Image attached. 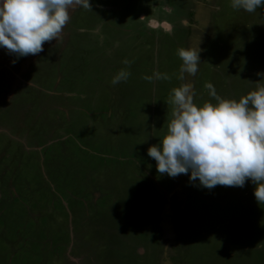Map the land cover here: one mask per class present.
<instances>
[{"label": "rangeland", "instance_id": "374dc122", "mask_svg": "<svg viewBox=\"0 0 264 264\" xmlns=\"http://www.w3.org/2000/svg\"><path fill=\"white\" fill-rule=\"evenodd\" d=\"M89 3L38 55L0 47V264H264L251 180L208 189L159 174L147 153L185 82L179 48L201 50L187 77L198 106L215 103L206 83L237 101L264 84V8ZM121 69L131 75L113 85ZM156 72L171 79H143Z\"/></svg>", "mask_w": 264, "mask_h": 264}, {"label": "clouds", "instance_id": "9594fccd", "mask_svg": "<svg viewBox=\"0 0 264 264\" xmlns=\"http://www.w3.org/2000/svg\"><path fill=\"white\" fill-rule=\"evenodd\" d=\"M77 7L92 10L89 0H0V47L17 59L38 55L44 43L61 38L70 12ZM231 7L252 13L264 8V0H231ZM200 51L196 46L177 50L182 61L179 79L185 82L171 90L167 103L172 105V118L167 133L159 144L147 149L148 156L156 161L159 174L175 178L190 173V183L198 180L208 189L243 187L251 180L255 200L264 204V84L256 82L255 90L237 101L221 97L206 83L215 103L205 101L198 106L187 77L198 72ZM123 63L130 66L132 61ZM130 75L121 69L111 83L126 82ZM143 79L151 82L171 77L156 72Z\"/></svg>", "mask_w": 264, "mask_h": 264}]
</instances>
